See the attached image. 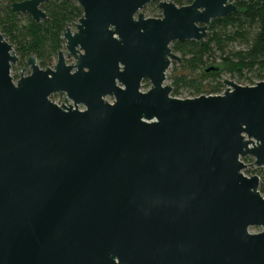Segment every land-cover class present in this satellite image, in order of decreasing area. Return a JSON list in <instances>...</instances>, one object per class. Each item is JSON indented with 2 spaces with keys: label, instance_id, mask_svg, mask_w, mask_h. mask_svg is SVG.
<instances>
[{
  "label": "water",
  "instance_id": "95a60500",
  "mask_svg": "<svg viewBox=\"0 0 264 264\" xmlns=\"http://www.w3.org/2000/svg\"><path fill=\"white\" fill-rule=\"evenodd\" d=\"M50 1L12 9L40 23ZM66 1L83 16L52 68L31 58L15 82L0 33V264H264L261 180L243 162L264 168V81L190 99L167 85L171 46L204 41L234 0Z\"/></svg>",
  "mask_w": 264,
  "mask_h": 264
},
{
  "label": "trees",
  "instance_id": "16d2710c",
  "mask_svg": "<svg viewBox=\"0 0 264 264\" xmlns=\"http://www.w3.org/2000/svg\"><path fill=\"white\" fill-rule=\"evenodd\" d=\"M26 1L0 0V33L13 45L21 68L35 58L42 69H48L65 49L63 34L82 18L83 10L73 1L48 2L42 6L48 19L37 23L31 16L13 11L14 4ZM173 2L179 7L185 5L180 0ZM236 6V13L212 22L208 37L201 43L171 46L181 58L169 70L172 97L220 95L225 89L223 76L242 86L264 81V0H236ZM145 12L153 18L161 17L157 3L150 4ZM244 160L254 162L251 158ZM246 172L260 178L259 191L264 197V168Z\"/></svg>",
  "mask_w": 264,
  "mask_h": 264
},
{
  "label": "rangeland",
  "instance_id": "374dc122",
  "mask_svg": "<svg viewBox=\"0 0 264 264\" xmlns=\"http://www.w3.org/2000/svg\"><path fill=\"white\" fill-rule=\"evenodd\" d=\"M186 5H187V4H185L184 6H186ZM147 7H148V6H147ZM147 7H146V8H147ZM178 7H179V6H178ZM146 8H145V9H146ZM143 13H144V15H145L147 18H148V17H149V18H153V17H150L149 14H148V12L146 13L145 10H144ZM70 27L72 28L73 32L76 31V29H75V27H74L73 24H72ZM63 52H66V47H65V49L63 50ZM18 63H19V62H18ZM18 63L12 67V74H11V76L13 77V79H14L15 82H17V81L20 79V77H21L22 74H24V76H28V75L31 73V70H30L29 66H28V67H25V68H21V67L18 65ZM56 63H57V61L54 63L53 66H55ZM67 63H68L69 65L72 66V65H75L76 61H75L74 59L67 58ZM53 66H52V67H53ZM52 67H50V68H52ZM23 70H27V71H26L25 73H23ZM169 75H170V71L167 73V78L169 77ZM17 78H18V79H17ZM222 80H223V81H225V80H231V81L237 83L238 85H240L236 80L232 79L230 76H223V77H222ZM167 85L171 86V81L168 80V79H167ZM241 86H242V85H241ZM243 86H248V85H243ZM224 87H225V85H224ZM225 88H226V87H225ZM150 89H151V83H150V82H144V83H143V89H142V92L146 93V92H148ZM64 98H65V95L57 94V95L52 96L51 101L54 102L55 104H57L58 106H61V103L64 101ZM106 101L109 102L110 104H113V102H114V100H113V99H110V98L106 99ZM70 105L73 106V104H70ZM82 109L85 110L86 108H83V107H82ZM82 109H81V110H82ZM249 159H250V158H249ZM252 160H253V159H252ZM253 161H254V160H253ZM243 162H244V164L247 166V169L244 171V175L247 176V177H251L252 175L250 176L246 171H254V170L256 169V167L254 166V162L247 161V160H243ZM250 165H252V166H250ZM261 232H262V229H261V228H252V229H251V233H252V234H258V233H261Z\"/></svg>",
  "mask_w": 264,
  "mask_h": 264
},
{
  "label": "built area",
  "instance_id": "2783aa9c",
  "mask_svg": "<svg viewBox=\"0 0 264 264\" xmlns=\"http://www.w3.org/2000/svg\"><path fill=\"white\" fill-rule=\"evenodd\" d=\"M225 90H226V88L224 89L223 93L225 92ZM223 93H222V94H223ZM222 94H220V95H222ZM180 99H190V98H180ZM70 104H73L72 107H74V103H73L72 101H68L67 96L65 95L64 101L61 103V106H62V105H68V106H71ZM82 107L85 108L84 106H79V107H78L80 111H84V110L82 109ZM81 109H82V110H81Z\"/></svg>",
  "mask_w": 264,
  "mask_h": 264
},
{
  "label": "flooded vegetation",
  "instance_id": "af4514ba",
  "mask_svg": "<svg viewBox=\"0 0 264 264\" xmlns=\"http://www.w3.org/2000/svg\"><path fill=\"white\" fill-rule=\"evenodd\" d=\"M50 2H54V1H50ZM234 2H235V5H236V0H234ZM44 5V4H43ZM42 5V6H43ZM42 6H41V9H42ZM43 10V9H42ZM78 23V22H77ZM212 24V23H211ZM74 25V24H73ZM211 26V25H210ZM69 28V27H68ZM210 28V27H209ZM209 32V31H208ZM64 35V34H63ZM62 38H63V36H62ZM63 40H64V38H63ZM66 43V42H65ZM66 47V46H65ZM63 52V51H62ZM67 58H70V59H74V58H72V57H66V60H67ZM75 60V59H74ZM76 61V60H75ZM68 64V63H67ZM145 82H147V81H145ZM61 95H65V94H61Z\"/></svg>",
  "mask_w": 264,
  "mask_h": 264
}]
</instances>
